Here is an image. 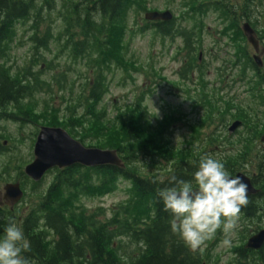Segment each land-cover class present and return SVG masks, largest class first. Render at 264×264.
I'll use <instances>...</instances> for the list:
<instances>
[{
	"label": "trees",
	"instance_id": "obj_1",
	"mask_svg": "<svg viewBox=\"0 0 264 264\" xmlns=\"http://www.w3.org/2000/svg\"><path fill=\"white\" fill-rule=\"evenodd\" d=\"M255 1L242 0L241 5H234L225 3L224 0L200 3L196 0H184L183 9L186 13L182 14L181 21L192 24L191 29L178 26L177 19L169 23L151 24L152 29L164 38H180L183 41L188 65L180 75L185 80L188 73L199 67V56H196L199 48L196 44L203 33V18L208 10L212 9L219 16L228 17L224 30L231 29L232 39L237 45L233 67H240L243 77H247L250 72L248 82L254 86V91L248 93L256 97L259 87L264 88V67L258 69L246 45H240V40L244 37L240 21L244 19L251 23L254 17L251 23L254 27L260 22L259 17L253 15L252 5L254 6ZM133 7L145 10L144 0H63L60 6L58 0H0V59L6 60V54L15 40L17 25H25L35 19L37 27L45 19L44 16H50L58 10L56 15L62 19L63 25L60 31L62 38L58 42L65 40L62 49H69L70 67L74 66L71 59L73 62L79 60L78 63L80 59H85L90 66L92 61L93 70L96 69L93 79L83 85L80 96L67 106L69 120L65 123L48 120L42 127H63L72 136L78 134L80 138L83 136L79 131L85 129V124L92 126L91 130L97 133H109V143L96 148L117 151L125 164V169L73 166L54 170L53 182L43 190L45 193L41 195V203L32 208L20 224L30 245L29 250L23 253L29 264H201L198 259L187 258L192 252L171 234L169 213L163 211V205L156 195L158 185L154 181L157 177H144L131 168L134 166L135 152L139 151L143 152L144 157L174 158L173 172L165 179L166 184L161 186H167V180L173 176L183 179L188 177L185 174L193 172L182 169L184 163L181 162V152L176 148L170 154L162 153L163 150L171 149L162 138L165 129L163 122H157V126H154L147 120L139 102L134 109L128 107L127 112L120 115L116 123L107 122V112L100 108L107 89L105 73L100 71V60L107 59V65L111 66V61H119V53L121 60L123 59L121 51L124 48V38L129 33L127 16ZM76 30L79 32L72 33ZM49 32L51 31L48 30L44 37L35 35L32 39L35 55L31 64H39L38 51H51L49 46L56 36ZM200 45L201 43L199 47ZM46 68L53 73L49 81L41 77V72H34L30 67L19 70L9 68L6 63L0 65L1 118L22 124L32 115L25 106H30L35 95H51L54 88L68 90L71 84L68 75L70 71L55 72L58 68H53L52 64ZM75 102L80 105L79 119L76 118ZM134 117L137 118L136 121ZM134 127L152 137L137 135ZM133 132L135 135L132 136ZM116 135L125 136V145L121 142L114 143ZM131 147L136 150L133 151L134 148L132 150ZM7 150L0 144V151ZM186 156L190 161L185 165H193V152L190 151ZM221 160L226 164V169L233 173L234 168L231 166L238 164L237 159L227 163ZM8 170L9 166H6L3 173L6 174ZM20 177L27 183L30 182L24 173ZM121 182L127 183L129 187L130 196L125 204L120 205L109 216L101 209L94 213L83 212L80 199L103 198L116 192ZM31 184L35 190L33 194H36L42 182ZM103 216L105 219H100ZM261 253L264 254V251Z\"/></svg>",
	"mask_w": 264,
	"mask_h": 264
},
{
	"label": "rangeland",
	"instance_id": "obj_2",
	"mask_svg": "<svg viewBox=\"0 0 264 264\" xmlns=\"http://www.w3.org/2000/svg\"><path fill=\"white\" fill-rule=\"evenodd\" d=\"M62 1L58 0L59 6ZM183 1L144 0L145 10L134 7L130 10L127 16L129 33L124 38V48L121 51L123 59L121 60L119 53V61L113 63L111 61V66L107 65V59L100 60V71L105 73L107 86L100 108L107 112L109 118L107 122L116 123L120 115L127 112L129 108L134 109L139 102L147 120L154 126H157V122L164 124L162 138L171 149L163 150L162 153L170 154L169 152L176 148L181 152L182 157H186L192 151L196 156L212 154L226 163L237 159L242 162L241 166L247 173H254L259 163L257 155L264 154V149H261L254 140L264 131V88L259 87L256 97L251 96L252 93H249L254 91V86L248 82L250 72L247 73V77H243L240 67H233L237 57V45L232 39L231 29L224 30L228 24V17L219 16L212 9L208 10L203 18V33L196 44L200 49L196 56L202 53L201 60L197 64L199 67L194 68L192 73H188V79L185 80L180 75L183 68L188 65V57L183 51V41L180 38H164L156 34L151 23L144 19V15L148 12L169 10L177 19L178 26L182 25L191 29L192 24L181 21L182 14L186 13L183 9ZM196 1L200 3L208 0ZM224 1L228 4H242V0ZM252 9L253 15L260 19L257 27L251 24L254 17L250 24L258 34V36L256 34V40L259 42L261 53L264 50V0H256ZM56 13L58 14L59 11L51 13L50 16L46 15L48 13L44 14L45 19L41 20L37 27L35 19L34 22L17 25L15 40L6 54V60L0 59V65L6 63L9 68L22 70L30 67L34 72H41V77L47 81L53 76V73L46 70L50 64L53 68H58L55 72L70 71L68 75L71 84L68 90L54 88L51 95H35L30 106H25L32 115L29 114L30 116L24 119L22 124L0 117V144L8 149L0 151V196L4 195L7 184L20 183L24 197L16 209L18 216H26L32 208L41 203V195L45 193L43 190L53 182L55 176L53 170L48 172L36 194H33L35 190L31 184L32 181L29 180L30 182L27 183L20 177L25 167L34 160V146L40 128L48 120L59 123L69 120L67 106L72 104L70 101L73 102L77 96H80L83 85L91 81L96 74L92 61L90 66L85 59H80L79 63V60L73 62L71 59L74 66L70 67L72 65L68 55L69 49H62L65 40L58 42L62 38L60 31L63 25L62 19H59ZM33 16L34 13H32ZM244 22H246L244 19L240 21L241 30ZM48 30L56 36L50 43L51 51H38L39 64H31L35 55V44L32 39L35 35L44 37ZM77 32L79 31L72 33ZM240 45H246L250 57L255 55L252 45L244 37L240 40ZM261 57L264 62V54H261ZM74 105V108H77L75 109L76 118L79 119L81 115L78 106L80 105L77 102ZM136 120L137 118L134 117V121ZM236 120L244 122L245 125L237 131L235 137L229 138L227 128ZM84 126L85 129L79 131L83 138H80L78 134L72 136L63 127L57 128L65 130L73 139L86 147L96 148L109 143V133L104 134L103 131L97 133L91 130L92 126L88 124ZM134 130L139 136L152 137L151 134H144L137 127H134ZM133 135H135L134 132ZM115 138L117 140L114 143L121 142L125 145L124 135L122 137L116 135ZM133 148L131 147L132 150ZM135 150L136 148L133 151ZM243 152L247 153L245 157L242 155ZM135 153L134 166H131L134 172L144 177L165 179L173 172L175 160L172 159L174 158L144 157L143 152ZM237 155L244 158H238ZM6 166H9V170L4 174L3 170ZM128 191V184L121 182L116 192L103 198L80 199L82 210L86 214L101 209L106 216H109L112 211L127 202L130 196ZM100 219L105 218L103 216ZM246 232L249 234L248 228ZM219 233L218 230L216 236L208 240L197 253L211 256L206 259L207 264H239L233 254L234 250L243 243L239 245V242H236L238 237L235 235L232 246L224 248L219 243L223 238ZM257 263L258 260H251L248 264Z\"/></svg>",
	"mask_w": 264,
	"mask_h": 264
},
{
	"label": "clouds",
	"instance_id": "obj_3",
	"mask_svg": "<svg viewBox=\"0 0 264 264\" xmlns=\"http://www.w3.org/2000/svg\"><path fill=\"white\" fill-rule=\"evenodd\" d=\"M195 164L191 179L175 176L166 181L157 177L156 195L169 213V230L191 252L201 250L206 242L222 233L220 245L234 243L239 214L248 204L247 185L231 174L222 160L203 154ZM23 228L13 218L0 224V264H29L23 253L29 250Z\"/></svg>",
	"mask_w": 264,
	"mask_h": 264
},
{
	"label": "water",
	"instance_id": "obj_4",
	"mask_svg": "<svg viewBox=\"0 0 264 264\" xmlns=\"http://www.w3.org/2000/svg\"><path fill=\"white\" fill-rule=\"evenodd\" d=\"M172 19L173 15L170 11L163 13L148 12L145 14V20L150 22H170ZM244 32L247 39L257 49L253 30L248 23L244 25ZM254 59L257 66L259 68L262 67L260 58L255 56ZM240 126V122H235L229 129L230 134H233ZM76 165L86 168L107 166L118 169L125 168L117 151L86 148L61 128L41 127L34 146V160L25 167L24 173L27 178L39 183L50 170L55 168L62 170ZM237 176L241 177L242 181L247 185V195L256 193L246 176L243 174H238ZM23 196L24 193L19 183L8 184L5 187L4 204L13 208L21 201ZM263 245L264 231L251 238L247 246L249 249L258 250Z\"/></svg>",
	"mask_w": 264,
	"mask_h": 264
},
{
	"label": "flooded vegetation",
	"instance_id": "obj_5",
	"mask_svg": "<svg viewBox=\"0 0 264 264\" xmlns=\"http://www.w3.org/2000/svg\"><path fill=\"white\" fill-rule=\"evenodd\" d=\"M264 54V50L262 51ZM241 128L245 125L244 122H241ZM228 131V130H227ZM237 135V132L233 133L232 135L229 134V138H233ZM264 131L257 135L254 140L256 144H259L260 148L264 149ZM242 155L245 157L247 154L242 153ZM200 155H194L193 162L199 160ZM238 157V155H237ZM244 157H238V158H244ZM257 159L261 160V163H257V170L254 173H247L244 168H242L241 164L242 162L240 160L238 161V164L236 166H231L234 168V172L231 173L233 175L243 174L246 176L252 185V188L256 191L254 194L248 195V204L244 207H242L241 212L239 214V220L237 224V231L236 236L238 237L239 245L240 243H243L242 246L237 247L234 250V258L239 264H248L251 260L255 261L258 260L257 264H263L264 262V254L260 251L250 250L248 248V243L251 238L257 236L262 231H264V154L260 153V155H257ZM190 159L186 157H182L181 162L184 163L182 166V169L184 171H195V164H189L185 165ZM252 161V160H251ZM246 163V162H245ZM246 164H251L247 162ZM260 164V165H259ZM188 177H183V179H191L190 173L185 174ZM22 201V200H21ZM20 201V203H21ZM20 203L13 208H9L8 206L4 205V195L0 196V224H6L8 221V218H13L16 220L18 224H21L26 217L25 215L18 216L16 213V209L19 207ZM3 205V206H2ZM248 228L249 234L246 232V229ZM219 234H222L221 232ZM241 250V252H239ZM190 259H198L200 260L201 264H207L206 259L209 256V254H200L197 252H192V254L186 256Z\"/></svg>",
	"mask_w": 264,
	"mask_h": 264
}]
</instances>
